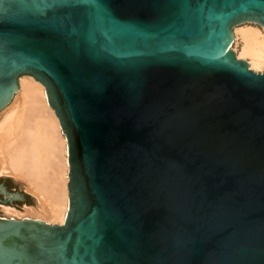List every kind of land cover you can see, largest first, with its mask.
<instances>
[{"label": "water", "instance_id": "1", "mask_svg": "<svg viewBox=\"0 0 264 264\" xmlns=\"http://www.w3.org/2000/svg\"><path fill=\"white\" fill-rule=\"evenodd\" d=\"M245 22L264 26V0H0V110L40 82L69 165L63 224L0 216V264H264Z\"/></svg>", "mask_w": 264, "mask_h": 264}, {"label": "bare ground", "instance_id": "2", "mask_svg": "<svg viewBox=\"0 0 264 264\" xmlns=\"http://www.w3.org/2000/svg\"><path fill=\"white\" fill-rule=\"evenodd\" d=\"M242 24L232 28L231 49L238 59L250 58L252 68H262V32L254 27H241L234 34V29ZM234 35L242 43L238 55L233 49ZM246 62L250 68V63ZM17 87L12 98L0 110L1 113L14 99L0 115V177L22 180L28 191L37 198L38 205L26 206L23 211L5 204L0 206L6 215L13 216L11 219L18 217L19 220L26 218L61 225L67 212L69 170L65 133H61L59 120L47 104L45 87L40 82L29 75H22Z\"/></svg>", "mask_w": 264, "mask_h": 264}, {"label": "rangeland", "instance_id": "3", "mask_svg": "<svg viewBox=\"0 0 264 264\" xmlns=\"http://www.w3.org/2000/svg\"><path fill=\"white\" fill-rule=\"evenodd\" d=\"M241 27H254V28H257V29H259L262 32V35L264 37V27L259 26L256 23H245V24H242L240 26H237L234 29V34H235V31L237 29H240ZM234 36H235V41H234V44H233V49L236 51V53L238 55L241 52V50H242V43H241V39L239 37H236V35H234ZM240 59H243V60L248 61L250 63V68L252 70H254L255 72H262V71H264V67H263L264 65L262 66V68H258V69L252 68L251 67V61H250L251 59L250 58L246 57V58H240ZM13 100H12V102H13ZM3 111L0 113V115L3 113ZM4 182L8 183L9 189H7V192H17V193H19L21 195H24L25 194V197L27 199V204H22V203L20 204L19 203L18 206L11 205V207H13V208H15V209H17L19 211H23L26 206H37L38 205L37 198L32 193H30L28 191V189L26 188L27 185L22 180H18L16 178L10 177V176H1L0 177V184H3ZM12 188H14V190ZM11 202L12 203H16V200H12ZM0 205H2V204H0ZM0 216H5V217H8V218L13 217V216L6 215L4 213V211H3V209H2L1 206H0ZM14 219H20V218L14 217Z\"/></svg>", "mask_w": 264, "mask_h": 264}, {"label": "flooded vegetation", "instance_id": "4", "mask_svg": "<svg viewBox=\"0 0 264 264\" xmlns=\"http://www.w3.org/2000/svg\"><path fill=\"white\" fill-rule=\"evenodd\" d=\"M3 185H4V187L6 188V190L9 189V187H8V183L4 182ZM12 189L14 190V188H12ZM19 203H20V204H21V203H22V204H27V199H26V197H25V194L23 195V200H16V203H12V202H10V204L13 205V206H18ZM0 204L3 205V203H1V202H0Z\"/></svg>", "mask_w": 264, "mask_h": 264}]
</instances>
